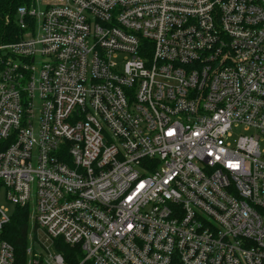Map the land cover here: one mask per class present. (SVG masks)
<instances>
[{
	"label": "built area",
	"instance_id": "obj_1",
	"mask_svg": "<svg viewBox=\"0 0 264 264\" xmlns=\"http://www.w3.org/2000/svg\"><path fill=\"white\" fill-rule=\"evenodd\" d=\"M14 21L0 187L28 208L35 189L33 231L75 249L34 235L27 264H264V0H33Z\"/></svg>",
	"mask_w": 264,
	"mask_h": 264
},
{
	"label": "trees",
	"instance_id": "obj_2",
	"mask_svg": "<svg viewBox=\"0 0 264 264\" xmlns=\"http://www.w3.org/2000/svg\"><path fill=\"white\" fill-rule=\"evenodd\" d=\"M33 0H0V42L15 41L19 33L15 29L14 12L19 5H29ZM6 18H9L6 21ZM28 206L20 207L15 205L14 212L9 215V221L0 228V238L8 242L14 251L15 264H27L25 254L27 246V232L29 224ZM62 252L67 261L70 255L75 252L73 248L62 245L56 247Z\"/></svg>",
	"mask_w": 264,
	"mask_h": 264
},
{
	"label": "rangeland",
	"instance_id": "obj_3",
	"mask_svg": "<svg viewBox=\"0 0 264 264\" xmlns=\"http://www.w3.org/2000/svg\"><path fill=\"white\" fill-rule=\"evenodd\" d=\"M37 100H36V104H37ZM240 130H237V132H239ZM262 148L264 147V142L261 143ZM34 193H35V189H33L32 191V199L30 200V204H29V210L31 212V215L34 214V208H35V204H34ZM0 208L5 209L6 214L7 215H11L14 210H15V205L12 204L11 202H9L6 198L5 195V189L3 187H0ZM33 226V220L32 218H30V213H29V224H28V232H27V243L30 245H32V237L35 235L36 237V242H34V248L40 252L43 250V247H41L40 243L45 244V246H48L50 251L52 253L56 252V245L54 244L53 241H51L48 236L45 234V232H43L42 230H36L35 232L32 229ZM27 244V245H28ZM28 258V256H26Z\"/></svg>",
	"mask_w": 264,
	"mask_h": 264
}]
</instances>
